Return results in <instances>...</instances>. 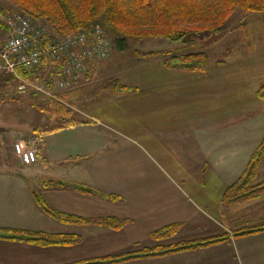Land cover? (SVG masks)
Wrapping results in <instances>:
<instances>
[{
  "label": "crops",
  "instance_id": "crops-1",
  "mask_svg": "<svg viewBox=\"0 0 264 264\" xmlns=\"http://www.w3.org/2000/svg\"><path fill=\"white\" fill-rule=\"evenodd\" d=\"M120 74L136 91H104L89 111H80L83 120L36 126L31 140L17 133L0 139V228L81 238L48 246L0 238V264H69L224 232L230 238L223 242L117 264H264V230L232 236L233 228L250 220L221 202L264 136V99L256 93L264 84V50L213 63L205 73L169 69L156 56L132 59ZM14 140L29 141L37 160L6 158L14 153ZM49 179L120 200L44 186ZM37 196L66 215L124 223L111 228L58 220ZM173 224H179L174 235L151 239Z\"/></svg>",
  "mask_w": 264,
  "mask_h": 264
},
{
  "label": "trees",
  "instance_id": "trees-1",
  "mask_svg": "<svg viewBox=\"0 0 264 264\" xmlns=\"http://www.w3.org/2000/svg\"><path fill=\"white\" fill-rule=\"evenodd\" d=\"M35 20L49 24L54 34L63 36L79 30H90L100 23L112 41L117 52L131 51L138 58L163 57L169 69L205 73L212 68L209 55L204 51L173 52L169 50H141L133 48L131 42L149 38H163L170 42L194 43L195 39L212 35L218 39L230 29L245 27L244 18L251 12H264V0H9ZM3 8L1 12H11ZM235 22V26L232 24ZM224 60H218L217 64ZM59 65V63L57 64ZM33 78V72H21ZM109 95L136 91L131 85L123 84L112 77L104 83ZM257 96L264 99V84L257 89ZM61 96V95H60ZM53 99L50 106L34 104L35 108L50 119H63L60 125L75 121L66 113L71 109L63 98ZM63 97V95H62ZM60 127V126H58ZM54 128H52L53 130ZM48 129L46 131H49ZM264 160V136L253 150L243 173L224 190L221 202L225 206L243 203L264 193V179L255 181L259 167ZM80 161V160H78ZM77 161V163H79ZM44 186L53 189H73L108 200H120L112 194H105L84 184L63 180H45ZM37 201L41 208L55 219L76 223H96L119 228L124 220L116 218L85 219L66 215L50 207L40 196ZM179 224L164 227L153 232L154 240H165L176 233ZM264 230L262 226H244L232 229V236L239 237ZM0 238L19 240L40 246L73 244L81 240L75 234L49 233L43 231L0 228ZM228 233L208 237L158 244L134 251L92 257L69 264H117L124 261L167 255L178 251L208 246L228 240Z\"/></svg>",
  "mask_w": 264,
  "mask_h": 264
},
{
  "label": "rangeland",
  "instance_id": "rangeland-1",
  "mask_svg": "<svg viewBox=\"0 0 264 264\" xmlns=\"http://www.w3.org/2000/svg\"><path fill=\"white\" fill-rule=\"evenodd\" d=\"M2 5L3 8L4 6L11 7V10L23 13L33 22L41 23L40 19H33L28 13L23 12L15 3L9 0H0V7ZM244 22L246 23L245 27L232 28L218 39H215L212 35H207L195 39L194 43L183 44V42H170L163 38H149L135 40L131 42V45L133 48L141 50L162 49L179 53L204 51L209 55L212 64H215L218 60L226 61L230 58L247 55L251 51L255 53L264 50V12L248 13L244 18ZM41 24L44 25L48 32L54 34L49 24ZM234 24L235 22L232 25L235 26L236 24ZM132 59L140 58L133 56L131 51L117 52L111 45L109 54L105 59L88 61L86 70L81 77L66 89H58L54 86L53 79H51L52 72L48 66L43 64L34 70L33 78H28L35 87L29 88L28 91L22 94L17 92L16 86L18 82L14 77L0 73V139L2 140L12 134L14 136L17 133L18 136L31 140L28 134L32 132V128L36 126L43 127L45 124L58 125L67 121L63 119H47V116L39 112L34 106V104L50 106V101L60 99V95L67 107L71 109L70 113H66L67 118L71 117L74 121L83 120L84 117L80 111H89L94 99H97V95L104 92V83L108 79L117 77L126 82L120 73L125 65L132 62ZM108 64L110 65L107 66ZM76 87H78V90L75 92ZM11 138L14 139V137ZM28 142H25V146H27L26 143ZM12 143L14 146L17 142L14 140ZM11 154H7L6 158L14 162L19 161L13 152ZM263 177L264 175L259 178V181ZM255 181L257 180L255 179ZM232 205L233 207L229 209L232 212L231 214L237 215V218L246 221L250 220L241 227L249 225L262 226L264 224V193L243 203Z\"/></svg>",
  "mask_w": 264,
  "mask_h": 264
},
{
  "label": "built area",
  "instance_id": "built-area-1",
  "mask_svg": "<svg viewBox=\"0 0 264 264\" xmlns=\"http://www.w3.org/2000/svg\"><path fill=\"white\" fill-rule=\"evenodd\" d=\"M1 11L0 7V73L17 80L18 93L35 87L19 70L34 72L45 64L52 72L54 86L66 89L81 77L88 61L105 59L109 54L112 41L100 24L59 36L19 11ZM13 150L23 164L37 160L34 147L17 142Z\"/></svg>",
  "mask_w": 264,
  "mask_h": 264
}]
</instances>
